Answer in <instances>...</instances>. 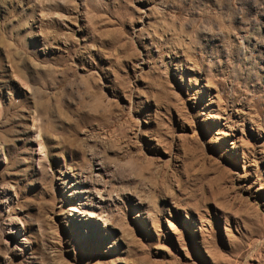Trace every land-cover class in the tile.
Returning a JSON list of instances; mask_svg holds the SVG:
<instances>
[{"label":"rangeland","instance_id":"obj_1","mask_svg":"<svg viewBox=\"0 0 264 264\" xmlns=\"http://www.w3.org/2000/svg\"><path fill=\"white\" fill-rule=\"evenodd\" d=\"M0 264H264V0H0Z\"/></svg>","mask_w":264,"mask_h":264}]
</instances>
